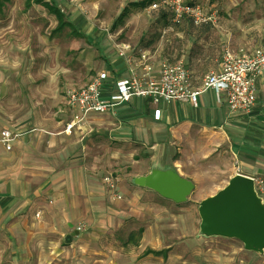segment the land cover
Segmentation results:
<instances>
[{"label":"rangeland","instance_id":"374dc122","mask_svg":"<svg viewBox=\"0 0 264 264\" xmlns=\"http://www.w3.org/2000/svg\"><path fill=\"white\" fill-rule=\"evenodd\" d=\"M25 1L10 0L0 13V129L5 125H21L26 144L36 131L42 132L41 138L34 137L39 142V150L30 153L44 158L45 164L39 165L40 168L73 167L77 173L84 171L96 188L103 186L106 194L116 199L130 197L126 187H142L136 183V177L154 169L178 167L182 175L193 178L195 183L188 199L175 205L156 191L151 197L159 204L166 205L168 201L178 208H169V215H160L164 229H159L162 237L166 236L162 246H170L173 261L176 264H264V244L254 247L237 237L206 233L201 227L202 202L244 171L222 130L212 126L192 127L187 132L190 140L183 143L170 132L149 137L142 131L145 125L128 120H118L117 125L104 120L97 125L98 131L69 132L62 124L69 115L67 89L85 85L90 76L102 69L105 57L112 59L113 55H119L127 62L131 57L138 68H143L145 58L171 60L166 58L168 49L172 55L185 43L193 50L207 49L204 44L215 43L218 36L226 39L225 44L232 43L235 47L262 44L264 0H184L199 4L207 20L196 24L185 16L181 25L165 7L151 9L150 4L132 6L124 20L115 24L125 6L143 0H54L85 35L74 34L69 26L53 33L56 16L38 4L26 9ZM123 45L129 47L128 55L120 52ZM212 49L210 46L209 50ZM197 68L196 73L208 71ZM176 162L179 165L174 166ZM87 167L89 173L85 170ZM108 174L124 194L119 192L121 188L115 191L107 184ZM45 200L53 204L49 193ZM43 212L40 208L34 213L41 217ZM141 216L127 219V226L147 227L159 215L147 210ZM77 228L84 230L85 221L79 222ZM118 232L125 233L122 229Z\"/></svg>","mask_w":264,"mask_h":264},{"label":"crops","instance_id":"0c3cea01","mask_svg":"<svg viewBox=\"0 0 264 264\" xmlns=\"http://www.w3.org/2000/svg\"><path fill=\"white\" fill-rule=\"evenodd\" d=\"M202 26L206 27L205 24ZM189 39L190 36L186 40ZM225 40L218 36L215 43L209 41L204 44L207 49L201 47L195 50L185 43L173 55L169 54L168 49L166 58L171 57V60H164L187 64L192 71L193 87L197 89L208 73L220 70L225 48L240 52L258 46L241 44L235 47L232 43L225 44ZM210 46L212 50H209ZM128 50H124L127 55ZM106 58L100 70L108 74L107 91L114 88L116 79L143 72V68H138L131 57L129 62L119 55H113L112 59ZM148 59L155 67L163 61L153 56ZM140 64H143L142 61ZM197 67L208 71L196 73L194 70H198ZM66 103L69 115L62 122L64 126L75 113L67 100ZM104 120L114 125H117L118 120L140 123L145 125L142 131L149 137H155L159 132H170L183 143L190 140L187 132L192 127L212 126L222 130L231 142L232 152L244 170L241 173L251 177L264 175V72L258 77L257 101L250 110L231 111L224 96L219 100L213 89L200 93L197 104L187 99L155 102L151 96H137L105 112H90L71 131H98L100 128L97 125H101ZM3 129L20 135L11 149L0 142V264H176L170 254V246H162L166 236L162 237L160 232V229H164L163 216L160 215H169V208L178 209L176 202L172 200L174 206L169 205L168 201L166 205L159 204L151 199L155 190L145 186L126 187L130 197L116 199L106 194L103 186L96 188L84 171L77 173L73 167L51 170L40 168L39 165L45 164L42 161L44 158L30 153L39 150V142L34 137L39 135L41 138L43 133L36 131L29 144H26L21 125H5L1 127L0 133ZM58 158L62 160V155ZM6 160L11 162L4 163ZM174 168L180 172L178 167ZM85 170L89 173L88 167ZM182 176L193 181L187 175ZM119 192L124 194L122 188ZM46 193L53 198V204L46 203ZM40 208L44 212L41 217H37L34 212ZM147 210L159 215L153 224L147 227L140 225L138 228L127 226V219L132 216L142 218L141 215H145ZM83 220L86 228L80 230L77 226ZM139 228H143V231L138 240L135 232ZM121 229L125 233L118 232ZM67 235H71L70 240H66ZM63 240L65 245H62ZM147 249L164 252L147 253ZM176 255L180 256L179 253Z\"/></svg>","mask_w":264,"mask_h":264},{"label":"built area","instance_id":"2783aa9c","mask_svg":"<svg viewBox=\"0 0 264 264\" xmlns=\"http://www.w3.org/2000/svg\"><path fill=\"white\" fill-rule=\"evenodd\" d=\"M161 7L170 10L175 21H181L185 16H189L196 24L207 20L199 4H188L184 0H155L150 4L151 9ZM128 48L123 45L120 52L124 54V50ZM262 72L264 42L253 49L240 52L225 48L220 70L208 73L201 87L197 89L193 87L191 69L183 62L163 60L155 67L145 58L142 73H133L116 79L111 91L106 90V82L109 79L107 72L100 71L85 85L69 86L67 89V102L74 108L75 113L66 124V130L71 132L72 128L82 123L90 112H105L137 96H151L155 102L187 99L197 104L200 93L213 89L219 100L224 96L231 111L250 110L257 101V80ZM0 134V142L5 144L7 149L12 148L13 142L20 135L9 129L1 130ZM252 178L255 191L264 204V175ZM105 180L113 190H117L116 182L110 174Z\"/></svg>","mask_w":264,"mask_h":264},{"label":"water","instance_id":"95a60500","mask_svg":"<svg viewBox=\"0 0 264 264\" xmlns=\"http://www.w3.org/2000/svg\"><path fill=\"white\" fill-rule=\"evenodd\" d=\"M140 186L151 188L174 202H185L195 188L192 180L174 169H154L135 178ZM202 230L251 242L254 247L264 244V204L257 195L254 179L238 173L220 191L204 200L200 206ZM209 227L205 230L204 225ZM71 235L66 236L70 240Z\"/></svg>","mask_w":264,"mask_h":264},{"label":"trees","instance_id":"16d2710c","mask_svg":"<svg viewBox=\"0 0 264 264\" xmlns=\"http://www.w3.org/2000/svg\"><path fill=\"white\" fill-rule=\"evenodd\" d=\"M9 1L10 0H0V13H2L4 11V7H5L6 3ZM152 2H153V0H143V1H132V2H130L120 12L118 18L116 19L115 24H118L124 20V18L130 12V8L132 6L145 7L149 4H151ZM33 4H38V5L45 7L50 13H52L56 16L57 26L54 28L53 33H57L59 31L63 30L64 27L69 26L72 29V32L74 34L82 35V32L80 31L78 25L75 24L71 20V18L56 4V2L54 0H26L25 1L26 9L30 8ZM167 12L170 14V16L172 15V12L170 10H167ZM166 13L164 15H166ZM172 18H173V16H172ZM142 231H143V228H139V230H138L139 235L142 233ZM148 252H153V253L158 254V253L164 252V250L147 249V253Z\"/></svg>","mask_w":264,"mask_h":264},{"label":"bare ground","instance_id":"6f19581e","mask_svg":"<svg viewBox=\"0 0 264 264\" xmlns=\"http://www.w3.org/2000/svg\"><path fill=\"white\" fill-rule=\"evenodd\" d=\"M74 124H76V122ZM204 228H205V230H207L209 227L207 226V224H205Z\"/></svg>","mask_w":264,"mask_h":264}]
</instances>
